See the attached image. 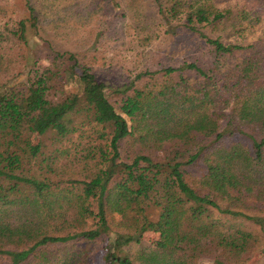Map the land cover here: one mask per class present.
Segmentation results:
<instances>
[{"label": "trees", "instance_id": "trees-1", "mask_svg": "<svg viewBox=\"0 0 264 264\" xmlns=\"http://www.w3.org/2000/svg\"><path fill=\"white\" fill-rule=\"evenodd\" d=\"M209 1H158L162 19L172 23L183 15V26L204 41L208 60L164 69L167 76L179 72L183 87L189 71L202 78L199 103L175 84L148 93L135 80L110 87L72 51L56 52L47 65L35 61L19 86L0 83V255L10 264H26L41 247L73 241L86 245L61 264H251L254 252L264 253L247 227L252 221L264 233V204L252 202L264 200V37L248 45L210 37L201 24L225 14L211 11ZM29 9L32 22L22 19L15 30L22 40L36 27ZM3 28L0 69L3 44L14 33ZM240 54L242 61L230 65ZM150 76L154 72L146 70L136 78ZM76 81L79 90L68 92L66 85ZM109 93L120 98L119 105ZM177 99L186 112L209 108L210 116L186 126L176 121L184 129L169 133L144 125L142 138L155 136V143L125 158L120 145L143 130L137 123L174 118ZM49 133L60 142L73 139L77 152L70 149L65 164L80 167L78 175L64 180L22 174L27 164L45 161L56 171L51 162L60 153L38 158ZM64 189L66 211L59 202ZM258 206L261 215L249 213ZM58 223L61 235L45 233ZM147 231L160 233L157 244L143 241Z\"/></svg>", "mask_w": 264, "mask_h": 264}, {"label": "rangeland", "instance_id": "rangeland-1", "mask_svg": "<svg viewBox=\"0 0 264 264\" xmlns=\"http://www.w3.org/2000/svg\"><path fill=\"white\" fill-rule=\"evenodd\" d=\"M158 1L167 5L174 0H0V28L2 26L5 29V25H8V28L14 30V33L8 34L10 38L2 47L3 64L0 69V83L10 81L9 85L19 86L27 79L29 69L35 61L47 65L56 52L72 51L78 53L83 64H90L98 79L110 87L121 86L135 80L138 89L148 93L175 84L178 87L177 91L180 92H185L188 88L187 97L191 95V99L199 103L198 97L204 96L197 91L202 87V78L189 71L185 73V75L191 74V78L188 79L189 85L183 87L181 77L178 76L179 72L167 76L164 69L170 66L178 67L200 57L208 60L209 54L206 53L204 41L197 33H192L183 26V15L180 16V21L175 20L172 23L162 19L158 14ZM209 3L211 11L225 14L224 19L213 24H201V30L210 37L221 38L226 43L245 45L258 43L260 42L258 39L264 37V0H210ZM29 7L33 8L37 17L36 27L31 28L27 40H22L15 30H18L22 19L29 20L31 13ZM242 59L243 55L240 54L229 60L230 65H235ZM146 70L153 71L154 76L137 80L136 76ZM79 88L77 81L66 85L68 92H77ZM109 98L119 105L120 98L115 94L109 93ZM164 99L159 98V101L164 102ZM165 101L168 102L170 99ZM182 102L179 99L174 102L180 104V108L170 110L175 113L174 118L157 119L156 122L151 118L137 123L143 130L121 143L123 156L129 158L143 148L149 151V146L155 143V136L142 138L141 135L146 131L144 125L148 128L164 129L169 133L175 128L184 129L176 127L179 126L175 125L176 121H180V125H185L187 122L193 123L197 117L210 116L209 108L198 109L190 114L186 112L187 107ZM230 109L231 107H227L224 111L228 113ZM79 120L80 118H77L76 122ZM221 123L223 124L224 120H221ZM77 139L79 140V137ZM42 140L45 143L44 154H40L38 158L43 160L52 153L55 155L60 153V157L51 162L56 171L51 172L45 161L42 164H27L22 174L64 180L79 174L80 167L65 164L70 160L67 153L72 149L73 139H64L60 142L55 140L53 133H49L44 135ZM76 152L72 149L71 155H75ZM50 158L52 157L48 159ZM64 185L69 188L68 184L64 183ZM57 193L59 191H54L55 195ZM67 193H69L67 189L60 193L62 198L59 202L63 205L64 211L67 207L64 206L63 200ZM65 202L67 203L66 198ZM252 202L264 204V200H259L257 197L252 199ZM258 208L259 206L249 209V213L261 215ZM13 212L14 219L17 213L15 210ZM24 212L25 210L22 213ZM112 216L115 219L120 218L117 212ZM249 222L247 227L253 230L258 239H261L260 247H263L264 233L261 226ZM58 225L59 228L54 231L52 226L49 230L45 228V233L61 235L62 230L59 223ZM160 238V233L155 231H147L143 234V241L149 245L157 244ZM101 244L100 242L92 245V251L97 252ZM85 245V242L73 241L55 247H41L37 256L26 264H61L71 259L73 256L70 255L83 249ZM136 247L139 249L138 246ZM249 263L264 264V253L257 250L251 255ZM0 264H10V262L6 256L0 255Z\"/></svg>", "mask_w": 264, "mask_h": 264}]
</instances>
